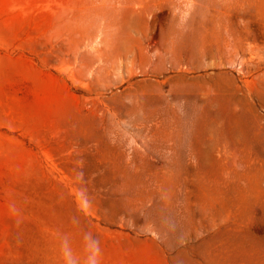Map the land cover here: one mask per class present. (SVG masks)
Instances as JSON below:
<instances>
[{
	"label": "rangeland",
	"instance_id": "1",
	"mask_svg": "<svg viewBox=\"0 0 264 264\" xmlns=\"http://www.w3.org/2000/svg\"><path fill=\"white\" fill-rule=\"evenodd\" d=\"M0 264H264V0H0Z\"/></svg>",
	"mask_w": 264,
	"mask_h": 264
}]
</instances>
